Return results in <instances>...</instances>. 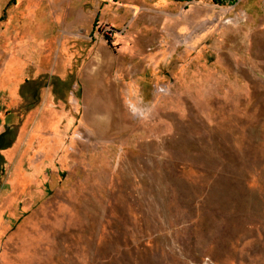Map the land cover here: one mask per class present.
<instances>
[{"label":"rangeland","instance_id":"1","mask_svg":"<svg viewBox=\"0 0 264 264\" xmlns=\"http://www.w3.org/2000/svg\"><path fill=\"white\" fill-rule=\"evenodd\" d=\"M0 264H264V0H0Z\"/></svg>","mask_w":264,"mask_h":264},{"label":"crops","instance_id":"2","mask_svg":"<svg viewBox=\"0 0 264 264\" xmlns=\"http://www.w3.org/2000/svg\"><path fill=\"white\" fill-rule=\"evenodd\" d=\"M96 13V11H93V13H92V17L94 16V14ZM95 17L96 16H94L93 17V21H94V19H95ZM93 21H92V24H91V27H92V25H93ZM66 28L67 29H71V26H66ZM67 29H65L66 30V32L64 31L63 32V35L64 36H62L61 37V39H59L58 38V36L57 35H54V37H53V41L52 42H50L49 44H52V43H54V44H56V43H58L59 45H64V46H66L67 47V49H66V51L65 52H67V50H69V47H68V45L70 44V36H69V32H70V30H67ZM57 41V42H56ZM55 68V67H54ZM59 68V67H58ZM38 71H39V69L37 70V76H39V74H38ZM36 75V74H35ZM33 77L32 78H30L31 80H30V82L29 83H23L22 85H20V87H18V83L16 84V89L18 88V90L20 91V92H22V93H24V85H31V86H33L34 85V81H35V79H33L34 78V75H32ZM38 78V77H37ZM31 81H33V82H31ZM23 96V95H22Z\"/></svg>","mask_w":264,"mask_h":264},{"label":"trees","instance_id":"3","mask_svg":"<svg viewBox=\"0 0 264 264\" xmlns=\"http://www.w3.org/2000/svg\"><path fill=\"white\" fill-rule=\"evenodd\" d=\"M96 21H97V19H96V17H95V19H94V21H93V26H95Z\"/></svg>","mask_w":264,"mask_h":264}]
</instances>
